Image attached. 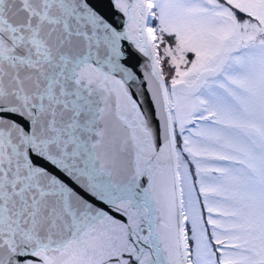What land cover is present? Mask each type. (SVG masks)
I'll use <instances>...</instances> for the list:
<instances>
[{
  "label": "snow or ice",
  "instance_id": "6c2138e0",
  "mask_svg": "<svg viewBox=\"0 0 264 264\" xmlns=\"http://www.w3.org/2000/svg\"><path fill=\"white\" fill-rule=\"evenodd\" d=\"M0 264H264V0H0Z\"/></svg>",
  "mask_w": 264,
  "mask_h": 264
},
{
  "label": "water",
  "instance_id": "95a60500",
  "mask_svg": "<svg viewBox=\"0 0 264 264\" xmlns=\"http://www.w3.org/2000/svg\"><path fill=\"white\" fill-rule=\"evenodd\" d=\"M139 59H141V61H142V58H139ZM139 70V69H138Z\"/></svg>",
  "mask_w": 264,
  "mask_h": 264
}]
</instances>
